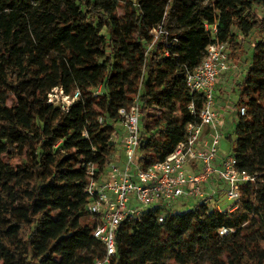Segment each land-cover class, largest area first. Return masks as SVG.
<instances>
[{
    "label": "trees",
    "instance_id": "obj_1",
    "mask_svg": "<svg viewBox=\"0 0 264 264\" xmlns=\"http://www.w3.org/2000/svg\"><path fill=\"white\" fill-rule=\"evenodd\" d=\"M261 6L264 0H0V264H94L101 253L90 248L86 164L101 175L120 156L112 140L118 110L138 102L139 162L163 160L186 126L199 124L188 106L198 111L202 99L187 89L186 73L214 42H227L229 60L240 65L247 35L243 78L219 94L235 90V106L245 107L231 155L256 183L241 186L234 212L196 202L158 223L159 208H148L120 225L110 264H264V17L254 10ZM159 25L167 41L151 33ZM53 88L79 96L63 109L48 102ZM221 227L233 232L220 236Z\"/></svg>",
    "mask_w": 264,
    "mask_h": 264
},
{
    "label": "built area",
    "instance_id": "obj_2",
    "mask_svg": "<svg viewBox=\"0 0 264 264\" xmlns=\"http://www.w3.org/2000/svg\"><path fill=\"white\" fill-rule=\"evenodd\" d=\"M204 27L216 31V24L204 23ZM151 33L155 38L162 33L167 41L168 33L161 25L153 28ZM170 42L176 44L177 39L172 38ZM169 52L166 50L167 54ZM237 66L238 61L229 60L227 42H214L206 47L199 65L185 75L189 92L199 94L202 99L198 111L193 104L188 106L190 113L199 117V124H188L185 139L163 160L151 165L145 166L138 159L143 116L138 102L118 110L121 130L113 134L112 140L119 145L125 159L121 161L118 157L101 175H97L93 161L86 164L88 183L83 196L88 199L87 212L95 222L90 248L101 253L94 264H110L116 253L120 225L139 220L148 208H159L157 221L162 223L165 214L190 209L196 202L210 205L215 195L224 191L227 200L233 201L225 210L234 212L238 209L241 186L255 184V176L240 171L233 155L219 153L220 138L227 125L225 114L215 107L214 101L218 79ZM56 90L62 93V88H53L48 94V102L61 105L63 109H68L79 96L76 90L72 95H64L62 102L54 103L51 98ZM245 113V107H238L233 112L235 116ZM220 184H224L223 190ZM216 209L223 211L219 205ZM231 232L233 229L230 228L218 229L220 236Z\"/></svg>",
    "mask_w": 264,
    "mask_h": 264
},
{
    "label": "rangeland",
    "instance_id": "obj_3",
    "mask_svg": "<svg viewBox=\"0 0 264 264\" xmlns=\"http://www.w3.org/2000/svg\"><path fill=\"white\" fill-rule=\"evenodd\" d=\"M198 1L201 2L202 4H206L210 0H198ZM254 10H255V13L259 15V17H264V6L256 7ZM121 12H122V9H119L118 13H121ZM252 41H253V37L251 35H247L244 41L245 44H244L243 52L240 53L239 62H241V64L231 69L230 73L235 71L234 75L228 74L230 75V78H225V79L223 78L225 82L231 83L232 79L234 81L236 79L240 80L243 78V74L245 72L244 68L246 67L247 61H249V58H250ZM218 80L220 81L221 78H219ZM59 91L56 90L55 92L52 93L51 100L54 103H58L59 101L62 102L63 100L64 95L63 93H60ZM219 91H223V90L220 89ZM214 101L216 105L215 107L218 108L219 110L222 109L223 114H225V119L227 120V126L225 129V132L222 133L221 138H220L219 153L221 155L228 156L232 154L234 143L236 140V134H235L236 116L233 114V112L235 111V109H237L235 105L238 101V96L235 90H231L227 94H223L222 96L219 93H216ZM151 113L152 112H150L149 114ZM116 128L118 131L121 130L120 123L116 125ZM228 136L230 137L228 138ZM119 155H120L119 157L121 161L125 159L124 153L121 150V148L119 150ZM19 162H20L19 159L15 157L14 159H12L11 164L13 166H17ZM220 187L222 190L225 188L224 184H220ZM232 203L233 201L227 200L224 191H220L218 194L215 195V197L213 198L209 206L213 209H216V206L219 205L221 209L225 210ZM185 209L187 210L189 208H185ZM260 242L262 243V245H264V239H260Z\"/></svg>",
    "mask_w": 264,
    "mask_h": 264
},
{
    "label": "crops",
    "instance_id": "obj_4",
    "mask_svg": "<svg viewBox=\"0 0 264 264\" xmlns=\"http://www.w3.org/2000/svg\"><path fill=\"white\" fill-rule=\"evenodd\" d=\"M231 71H228V72H226L225 74H222L221 75V80L219 81L218 80V83H217V91H218V93H219V90H220V88L221 89H223V88H225L226 86H231V83H227V82H225L224 80H223V78L225 79V78H230V75H228V74H231V75H234V72L235 71H233L232 73H230ZM232 79V78H231ZM223 91H224V89H223ZM226 125H227V120H226ZM225 132V131H224Z\"/></svg>",
    "mask_w": 264,
    "mask_h": 264
}]
</instances>
